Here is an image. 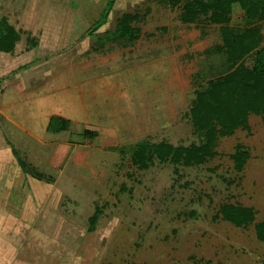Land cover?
Segmentation results:
<instances>
[{"label": "rangeland", "instance_id": "rangeland-1", "mask_svg": "<svg viewBox=\"0 0 264 264\" xmlns=\"http://www.w3.org/2000/svg\"><path fill=\"white\" fill-rule=\"evenodd\" d=\"M214 2L0 0V34L19 40L0 52V264H264V115L218 134L204 160L134 155L202 145L190 109L228 72L223 26H259L264 51V20L235 3L221 23ZM224 205L253 220L224 219Z\"/></svg>", "mask_w": 264, "mask_h": 264}, {"label": "trees", "instance_id": "trees-1", "mask_svg": "<svg viewBox=\"0 0 264 264\" xmlns=\"http://www.w3.org/2000/svg\"><path fill=\"white\" fill-rule=\"evenodd\" d=\"M238 3L244 11L245 18L249 21L264 20V0H215L214 6L218 19L221 23H227L232 16L233 4ZM189 19V16H188ZM124 23V22H123ZM121 28V29H120ZM117 29L120 37H133V28L129 29L121 25ZM242 29V28H241ZM235 27L221 28L223 44L218 46L217 52H224L228 64V72L218 76L209 84V90L198 92L196 102L190 109L192 121L198 129L207 130L202 133L201 146L191 145L184 148H173L172 144L159 143L154 145L150 142H143L134 151L136 156H141L143 161V150H157L165 152L167 156H172L179 162L180 159L187 161L194 158L195 161L204 160L207 150L213 149L216 137L219 134L232 133L234 129L241 126L247 128L248 117L251 114L264 115V51L259 48L261 39V28L259 26H249L244 30ZM135 32V31H133ZM13 34V35H11ZM13 27L0 34V51L12 52L17 41ZM19 41V40H18ZM256 52L259 55L255 66L248 70L242 66H237L244 56ZM235 67V68H234ZM57 118L52 117L50 124ZM63 127L68 125L63 120ZM218 125V127H217ZM156 148V149H154ZM181 157V158H180ZM236 164L241 165L242 158L237 154ZM20 164L24 168H29V164L20 159ZM138 161V159H136ZM36 178H42V174L34 172ZM224 219L238 225L246 226L253 220L252 209L247 207H236L227 205L221 207ZM256 235L264 242V221L256 224Z\"/></svg>", "mask_w": 264, "mask_h": 264}, {"label": "crops", "instance_id": "crops-1", "mask_svg": "<svg viewBox=\"0 0 264 264\" xmlns=\"http://www.w3.org/2000/svg\"><path fill=\"white\" fill-rule=\"evenodd\" d=\"M37 45H38V43H37ZM37 45H36V46H37ZM36 46L33 47V48H29V49H27V50H31V51H33L34 49L36 50ZM37 49H38V48H37ZM0 52H3V51H0ZM4 53H8V52H4ZM11 54H12V53H11ZM33 59H35V58H33ZM33 65H34V64L29 65V68L32 67ZM41 65H44V67H45L46 64H41ZM29 68H28V72H27V74L30 72V74H29L30 76H31V74H32L34 77H37V80H40L39 78H40V76L42 75L43 70L41 69L42 71H40L39 68H37V69H35V71H34V70H29ZM40 68H41V66H40ZM44 69H45L44 72H45V71L50 72L49 69H48L47 67H45ZM57 69H58V67H55V70H54V71H51V72H53L52 74H55V72L57 71ZM33 73H34V74H33ZM35 74H36V75H35ZM27 78H28V80L30 79L29 76H28ZM29 85H30V84H29ZM56 116H59V115H56ZM56 116H55V115H51V116L48 118L47 127L50 126L49 124H50L51 118H52V117H56ZM60 117H61V116H60ZM61 118H62V117H61ZM62 119H64V118H62ZM8 180H9V179H7V178H6L5 180H2V184L0 185V187L3 188V189H4V188L6 189V188H7V184H8ZM6 200L9 201L8 199H6Z\"/></svg>", "mask_w": 264, "mask_h": 264}]
</instances>
